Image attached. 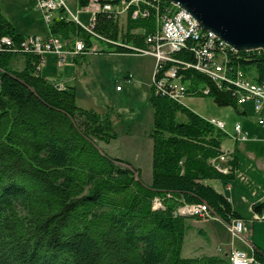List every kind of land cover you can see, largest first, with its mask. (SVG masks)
<instances>
[{
	"label": "trees",
	"instance_id": "16d2710c",
	"mask_svg": "<svg viewBox=\"0 0 264 264\" xmlns=\"http://www.w3.org/2000/svg\"><path fill=\"white\" fill-rule=\"evenodd\" d=\"M150 9L149 16L127 17L120 27L110 15L112 7H105L91 27L98 37L64 19H52L49 33L66 45L81 36L86 46L121 38L144 48V36L154 29L156 6ZM136 28L143 31L132 32ZM0 35L16 42L0 50V264H230L218 255L182 256L192 216L176 212L184 203L203 202L224 222L242 218L206 182L235 177L233 152L227 173L211 161L222 152L226 132L150 86L151 179L145 184L139 168L101 148L117 135L110 110L79 106L71 87L60 88L41 75L35 67L39 55L19 45L23 36L2 15ZM114 46V51L136 52ZM226 51L230 75L239 69L256 82L264 80V49ZM17 54L24 57L21 69L11 66ZM172 56L184 97L206 95L238 110L234 82L218 86L194 67L192 41ZM154 198L163 207L152 208ZM251 211L264 213V201L252 203ZM252 255L264 264V251L253 249Z\"/></svg>",
	"mask_w": 264,
	"mask_h": 264
},
{
	"label": "built area",
	"instance_id": "2783aa9c",
	"mask_svg": "<svg viewBox=\"0 0 264 264\" xmlns=\"http://www.w3.org/2000/svg\"><path fill=\"white\" fill-rule=\"evenodd\" d=\"M86 0H82L84 2ZM89 13V24H84L78 18V11L72 12L66 5L64 0H34L35 8L43 13L46 23L52 19L70 20L76 23L82 30L91 33L95 37L96 34L91 32V27L95 19V14L99 11L105 12V7H112V15L114 18L121 17L124 13L126 19L144 18L151 14V6H156L154 29L144 36V48L131 46L121 38L113 41H107L99 37L114 47H130L141 54H149L156 59L154 65L150 86L155 94L167 92L174 99L182 100L185 93V86L180 82L178 66L173 61V53L184 47L189 39L193 42L196 52V63L194 67L204 71L209 77L215 81L218 86L223 83L237 82L235 89V99L238 105L245 102H251L253 110L259 112L264 106V80L256 82L249 75L242 73L237 69L234 75H230L227 66V48L236 52L237 49L229 46L224 40L217 37L211 30H205L199 22L177 2L172 0H87ZM85 3V2H84ZM142 32V29H133L132 32ZM161 33H168V40H161ZM72 45L65 46V43L57 36L49 34L46 38L41 39L37 35H28L18 41L19 45L30 53L39 55V60L35 67L40 69L44 58L42 54L52 51L57 56L59 64L67 61L71 55L78 53L102 52L101 48H97L94 42L86 46L82 37L75 36L71 40ZM16 42L9 35H0V50L3 46L16 45ZM23 50V51H24ZM248 50V49H247ZM19 51V52H23ZM56 85V84H55ZM64 88L62 85H56ZM116 89H120V83L116 85ZM205 92L208 89L204 90ZM210 123L218 129L226 131L224 121L210 117L207 118ZM257 123L264 126V115L257 116ZM227 137L231 140L246 141L248 140L247 132L242 129L240 122H234L232 131L227 132ZM233 147L223 148L222 152L211 159L214 166L222 173L229 172V166L225 163L229 160ZM242 178V177H241ZM156 208L163 207L161 201H156ZM183 208H190L191 216H208L212 214L211 210L205 203H184L177 207L176 212L183 215ZM256 219H263L264 213H254ZM227 230L232 236L241 235L245 229L244 222L241 218H233L227 224ZM254 248L252 247V250ZM228 261L230 264H260L243 250L232 249L228 253Z\"/></svg>",
	"mask_w": 264,
	"mask_h": 264
},
{
	"label": "crops",
	"instance_id": "0c3cea01",
	"mask_svg": "<svg viewBox=\"0 0 264 264\" xmlns=\"http://www.w3.org/2000/svg\"><path fill=\"white\" fill-rule=\"evenodd\" d=\"M15 7H18V15H23L20 19L15 22L13 20V14L10 12L11 15L6 13L1 5L0 2V15H2L5 19H7L11 24L16 33H19L21 36L25 37L28 35H37L41 37V39L46 38L49 33V23H46L43 18V13L35 8L34 0H13ZM10 11V10H9ZM44 23V24H43ZM42 24L45 26L43 28ZM18 28L26 29V32H21ZM81 37V36H78ZM99 48L104 49L102 52L99 53H108V56H117V55H125V54H118V53H133L135 56H148L151 62L149 67H147V72L151 75L154 67V59L151 55L148 54H141L136 52H118L114 51L115 48L112 45L104 46L103 42L95 41ZM72 45V42L68 45L65 44L66 47ZM117 54V55H115ZM87 53H78L76 55H71L68 57L67 61L63 64H59L57 61V56L52 51H47L42 54L44 58L43 64L39 69V73L43 75L46 79L54 84L63 85L64 88L71 87L76 95V102L79 106L83 108H95L97 97L92 95L89 90V85L92 81V78L96 80V74L90 70L89 66V58ZM106 57V56H105ZM24 65V57L22 54H17L11 60V66L14 69H21ZM143 69V68H142ZM124 81L128 83V86L140 85L141 81L138 77L136 79L135 75L132 72L126 71L124 74ZM148 87L150 88L149 81L147 82ZM116 85V84H115ZM114 85L113 92H117L116 94H120L123 90V86L120 84V89L116 90ZM150 90V89H149ZM101 102L108 104L107 98L102 95ZM183 102V101H182ZM249 104L247 102L244 103ZM243 104V105H244ZM242 106V105H241ZM102 109L101 111L96 110L98 112H105L106 109L103 108L102 103L100 106ZM253 108V107H252ZM242 113L246 112V108L240 109ZM153 111V110H152ZM153 114V112H152ZM200 115V114H199ZM207 118V117H205ZM221 120V119H220ZM223 121V120H222ZM237 122V121H236ZM241 124V123H240ZM233 126V125H232ZM242 129L247 132L248 140L246 141H234L231 140L229 137L226 138L222 144V148H230L233 147V156L236 158V172L235 177L229 180H221V179H209L206 182L213 186L218 192L222 193L231 203L233 209H235L240 215H242V220L245 225V234L247 236L248 242L247 245L243 241L233 238L230 235L229 239L221 240L217 237L214 239L211 238L209 232H206L202 228H197V230H202L203 237H205L206 241L202 242L199 239L198 243L194 245L190 252L196 253L195 249L201 250L202 252L206 249L210 250L209 252H204V254L208 253L209 255H218L221 257H226L227 251L232 247H237L240 249H244L247 252L254 249L264 251V218L263 219H256L254 213L251 211V205L255 201H264V126L259 125L258 123L255 125H242ZM230 132V131H228ZM127 134H131V130L129 129ZM146 142L142 141L143 137L142 134L138 133L137 138L135 140V153L134 159L137 161L139 157L143 156H150L152 152V140L148 134H145ZM149 141V142H148ZM108 144V143H107ZM102 148V147H101ZM112 156V155H110ZM113 157H118L120 159L126 160L120 154H115ZM129 162V161H128ZM133 166L140 169V173H142V168L137 164H133ZM150 166H151V159H150ZM244 177V178H241ZM151 179V178H150ZM143 182L145 184H149L150 180H146ZM240 199L243 203H246V212L244 214L243 207L238 205V200ZM195 218H189L187 221L190 225V228L198 227V222L193 221ZM217 220V219H216ZM196 221H205L203 219H197ZM219 221L226 231L229 233L227 228L224 226L222 221ZM198 230V232H199ZM200 233V232H199ZM230 234V233H229ZM186 237V234H185ZM184 245V241H183ZM182 245V247H183ZM217 247V248H216ZM198 255V254H197ZM228 258V255H227Z\"/></svg>",
	"mask_w": 264,
	"mask_h": 264
},
{
	"label": "rangeland",
	"instance_id": "374dc122",
	"mask_svg": "<svg viewBox=\"0 0 264 264\" xmlns=\"http://www.w3.org/2000/svg\"><path fill=\"white\" fill-rule=\"evenodd\" d=\"M66 1V5L70 11L76 12L78 11V18L86 25L89 24V13L86 11L89 4L86 1L82 2L80 0H64ZM3 10L8 13L13 14V20L17 22L23 15H18V7H15L13 0H0ZM83 3V4H82ZM10 10V11H9ZM117 24L120 27L125 26V21L127 20L124 13H122L121 17L117 18ZM18 24V22L16 23ZM44 24V23H43ZM42 24L43 28L45 26ZM21 32H26V29L18 28ZM83 36L84 34L81 33ZM94 41V40H93ZM95 47H99V45L94 41ZM104 46H107V43H103ZM253 49H261V48H253ZM239 50V49H237ZM249 50V49H248ZM140 53V52H136ZM87 54L89 58V66L92 72H95L96 80L92 78V81L89 85L90 93L97 97V102L95 105L96 110L101 111V103L104 109L110 110L113 128L116 131V138L111 140L108 144L101 143L102 149L108 155L120 154L129 162L133 164L139 163L142 168L141 178L142 180H150L151 178V166H150V156L139 157L137 161L134 159L135 153V140L137 138V134H142V141L146 142L145 134L150 133L152 129V107L149 102L150 88L148 87L147 82L151 80V75L147 72V67L150 65V58L148 56H135L133 53H118L125 55H117V56H108V53H98V52H89ZM149 55V54H148ZM106 56V57H105ZM153 57V56H152ZM154 59V65L156 64V59ZM143 68V69H142ZM154 68V67H153ZM132 72L135 75L136 79L139 77L141 84L128 86L124 81V74L126 71ZM121 84L123 86V90L120 94H116L117 92H113L114 85ZM60 85V84H56ZM115 85V89H116ZM63 86V85H62ZM119 90V89H116ZM102 95L107 98L108 104L101 102ZM183 104H185L188 108L197 112L203 117H214L217 119H221L225 123L226 133L228 131H232V125L234 122L238 121L242 125H255L257 124V116L264 115V106L261 108L259 112L253 110L252 106L249 104H242L238 106V110H235L231 106H219L217 105L212 97L210 96H199V95H187L183 99ZM251 103V102H250ZM252 105V104H251ZM246 108V112L242 113L241 108ZM180 119H184L183 115L179 116ZM131 130V134H127L128 130ZM225 138V137H224ZM226 138L227 135H226ZM225 138V139H226ZM149 142V141H148ZM244 178V177H242ZM245 179V178H244ZM238 205L240 207L244 206L243 212H246V203H243L239 198ZM156 201H160L158 198L153 199L152 208H156L154 206ZM212 212V211H211ZM191 216V215H187ZM196 217V216H192ZM189 217V218H192ZM188 218V219H189ZM239 218V217H236ZM187 219V220H188ZM197 219H203L205 221H196ZM222 221L224 226L227 228L228 222H224L223 219L215 215L213 212L208 216H198L193 221L198 222V227H194L186 232V237H184V245L182 247L181 253L182 256H195L204 254V252H209L210 250L206 249L205 251L198 250L196 253L190 252V249L196 245L201 239L202 242L206 241L205 237L201 233L198 232L197 228H202L206 232H209L211 238L214 239L217 237L218 239L225 240L229 239L230 235L223 225L217 221ZM233 218L231 219V221ZM246 229H244L241 235H235L233 238H237L244 243L248 242L247 236L245 234ZM263 235L264 232L262 231ZM217 248V247H216ZM232 249L243 250L247 254L252 255L253 250L250 249V252H247L244 249H240L237 247H232ZM230 249L227 251L226 257L229 253ZM209 255L208 253H206ZM254 258V257H253ZM256 261V260H255Z\"/></svg>",
	"mask_w": 264,
	"mask_h": 264
},
{
	"label": "water",
	"instance_id": "95a60500",
	"mask_svg": "<svg viewBox=\"0 0 264 264\" xmlns=\"http://www.w3.org/2000/svg\"><path fill=\"white\" fill-rule=\"evenodd\" d=\"M235 49H264V0H172Z\"/></svg>",
	"mask_w": 264,
	"mask_h": 264
},
{
	"label": "bare ground",
	"instance_id": "6f19581e",
	"mask_svg": "<svg viewBox=\"0 0 264 264\" xmlns=\"http://www.w3.org/2000/svg\"><path fill=\"white\" fill-rule=\"evenodd\" d=\"M161 40H168V33H161ZM237 86V82H234ZM189 214L190 215V208H183V215Z\"/></svg>",
	"mask_w": 264,
	"mask_h": 264
}]
</instances>
